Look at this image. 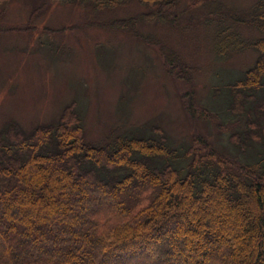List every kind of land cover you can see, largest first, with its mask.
I'll list each match as a JSON object with an SVG mask.
<instances>
[{"label": "trees", "instance_id": "16d2710c", "mask_svg": "<svg viewBox=\"0 0 264 264\" xmlns=\"http://www.w3.org/2000/svg\"><path fill=\"white\" fill-rule=\"evenodd\" d=\"M64 1L104 14L133 0ZM136 1L148 10L101 18L95 27L137 34L140 21L177 20L180 0ZM231 17L260 36L242 39L227 27L215 35L214 54L224 61L254 49L257 58L235 77L213 66L200 108L204 131L192 128L186 136L150 123L128 127L120 108L93 140L77 101L50 123L3 124L0 264H264V0L257 12ZM102 202L108 210L95 212Z\"/></svg>", "mask_w": 264, "mask_h": 264}, {"label": "rangeland", "instance_id": "374dc122", "mask_svg": "<svg viewBox=\"0 0 264 264\" xmlns=\"http://www.w3.org/2000/svg\"><path fill=\"white\" fill-rule=\"evenodd\" d=\"M194 1L180 0L175 23L171 18L140 21L134 34L102 32L95 26L101 18L145 13L147 7L136 0L104 14L64 0H0V128L10 119L26 129L50 123L77 101L83 103L86 132L93 140L121 116L120 108L129 115L128 127L150 123L186 136L192 128L204 131L208 123L200 120V108L213 85V66L235 77L257 58L251 49L219 61L213 50L215 35L229 27L242 39L258 38L256 28L237 24L231 15L257 12L260 0H203L193 6ZM167 58L176 63H167ZM213 129L210 133H218ZM108 207L102 202L95 212ZM179 220L189 223L186 216ZM195 239L201 242L202 237L196 234Z\"/></svg>", "mask_w": 264, "mask_h": 264}]
</instances>
